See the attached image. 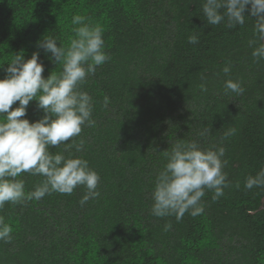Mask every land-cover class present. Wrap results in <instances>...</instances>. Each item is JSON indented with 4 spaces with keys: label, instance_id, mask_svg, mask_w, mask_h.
<instances>
[{
    "label": "trees",
    "instance_id": "trees-1",
    "mask_svg": "<svg viewBox=\"0 0 264 264\" xmlns=\"http://www.w3.org/2000/svg\"><path fill=\"white\" fill-rule=\"evenodd\" d=\"M202 3L0 0V79L22 50L25 59L40 51L45 78L59 73L62 65L37 41L53 37L67 45L74 15L102 26L110 56L82 86L93 98L96 123L74 138L85 141V150L72 149L99 174L100 196L82 206L86 189L80 186L71 195L5 204L0 215L12 226L13 240L0 242V264H264V188L244 187L264 169V60L257 62L248 45L256 39V18L246 12L243 26L209 25ZM191 35L198 44L188 43ZM228 79L241 82L244 93H226ZM43 115L37 101L30 102L25 118L35 122ZM231 127L236 134L225 138ZM205 128L209 134L199 136ZM179 140L224 147L229 186L215 201L207 191L204 213H185L177 222L174 215L153 216L151 206L156 176L167 163L164 151ZM49 151L68 155L63 144ZM17 179L30 192L44 177Z\"/></svg>",
    "mask_w": 264,
    "mask_h": 264
},
{
    "label": "clouds",
    "instance_id": "clouds-1",
    "mask_svg": "<svg viewBox=\"0 0 264 264\" xmlns=\"http://www.w3.org/2000/svg\"><path fill=\"white\" fill-rule=\"evenodd\" d=\"M202 11L209 25L225 22V27L230 29L243 26L246 17H255L256 39L249 40L248 45L253 47L252 56L257 62L264 60V43H258L264 41V0H203ZM87 19L73 16L75 35L67 45L59 42L58 46V39L53 37L37 41V48L49 60L62 65L59 73L52 71L45 78L40 51L34 52L30 59H25L23 50L15 53L4 69L6 75L0 79V210L5 204L39 201L53 192L71 195L80 186L86 189L80 200L82 206L100 196L99 174L89 166L88 160L75 155L85 150V141L74 138L80 137L85 127L96 123L93 98L82 86L110 59L105 51L102 26L86 23ZM188 43L198 44V36H189ZM230 72L229 64L223 73ZM199 88L202 92L208 91L206 83H201ZM224 89L236 95L245 91L241 82L232 79L225 81ZM34 100L44 115L31 122L25 117ZM17 102L18 106L13 108ZM109 104L110 98L105 96L103 107L107 109ZM209 132L205 128L198 135L204 137ZM235 134L236 129L231 127L224 137ZM62 144L67 156L49 151L50 147ZM164 156L167 163L158 172L152 192L153 216L174 215L180 222L185 213L192 217L204 213L202 198L207 191L213 193L214 201L224 196V189L229 186L228 174L224 171L227 164L224 147L213 145L205 149L196 140H179L170 151H164ZM23 173L40 175L44 180L35 190L26 192L24 180L17 179ZM244 187L246 190L264 188V169L248 176ZM171 227L168 223L164 230ZM12 233V226L0 215V242L11 243Z\"/></svg>",
    "mask_w": 264,
    "mask_h": 264
}]
</instances>
